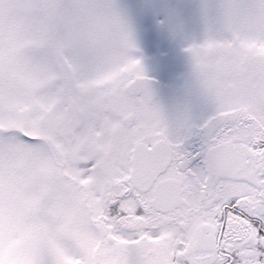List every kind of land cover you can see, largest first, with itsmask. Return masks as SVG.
Returning <instances> with one entry per match:
<instances>
[{"label": "snow or ice", "instance_id": "snow-or-ice-1", "mask_svg": "<svg viewBox=\"0 0 264 264\" xmlns=\"http://www.w3.org/2000/svg\"><path fill=\"white\" fill-rule=\"evenodd\" d=\"M255 11L264 13V0ZM0 0V264H264V16Z\"/></svg>", "mask_w": 264, "mask_h": 264}, {"label": "clouds", "instance_id": "clouds-1", "mask_svg": "<svg viewBox=\"0 0 264 264\" xmlns=\"http://www.w3.org/2000/svg\"><path fill=\"white\" fill-rule=\"evenodd\" d=\"M225 4L230 0H223ZM107 0H62L64 19L61 24L63 38L70 48L83 55L95 54V45L89 37L103 15ZM256 0H236V5L254 19L264 16L255 11Z\"/></svg>", "mask_w": 264, "mask_h": 264}]
</instances>
